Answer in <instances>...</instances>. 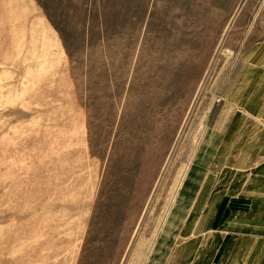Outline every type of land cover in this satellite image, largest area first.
<instances>
[{
	"label": "rangeland",
	"instance_id": "rangeland-1",
	"mask_svg": "<svg viewBox=\"0 0 264 264\" xmlns=\"http://www.w3.org/2000/svg\"><path fill=\"white\" fill-rule=\"evenodd\" d=\"M263 38L264 0H0V264H163Z\"/></svg>",
	"mask_w": 264,
	"mask_h": 264
},
{
	"label": "crops",
	"instance_id": "crops-1",
	"mask_svg": "<svg viewBox=\"0 0 264 264\" xmlns=\"http://www.w3.org/2000/svg\"><path fill=\"white\" fill-rule=\"evenodd\" d=\"M225 105L220 138L164 228L163 264H264V38L244 53Z\"/></svg>",
	"mask_w": 264,
	"mask_h": 264
}]
</instances>
